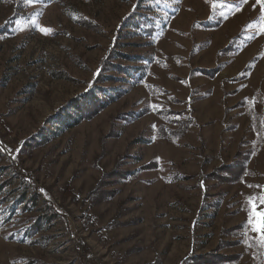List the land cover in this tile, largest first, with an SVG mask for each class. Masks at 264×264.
<instances>
[{
  "label": "rangeland",
  "instance_id": "rangeland-1",
  "mask_svg": "<svg viewBox=\"0 0 264 264\" xmlns=\"http://www.w3.org/2000/svg\"><path fill=\"white\" fill-rule=\"evenodd\" d=\"M262 4L0 0V264H264Z\"/></svg>",
  "mask_w": 264,
  "mask_h": 264
},
{
  "label": "trees",
  "instance_id": "trees-1",
  "mask_svg": "<svg viewBox=\"0 0 264 264\" xmlns=\"http://www.w3.org/2000/svg\"><path fill=\"white\" fill-rule=\"evenodd\" d=\"M147 20L144 18L143 20H140L138 22V28L139 30H148V25L146 24ZM138 74H136L137 77ZM111 96L108 95L106 92H102V94H90L87 96H84L80 98L79 100L74 102V105L72 107L71 112H75L79 115L81 113L84 115L83 117L88 120V118H91L95 114H97L99 111L104 108V106L107 104L108 99H110ZM78 120V119H77ZM187 132V131H186ZM215 264V263H214Z\"/></svg>",
  "mask_w": 264,
  "mask_h": 264
},
{
  "label": "snow or ice",
  "instance_id": "snow-or-ice-1",
  "mask_svg": "<svg viewBox=\"0 0 264 264\" xmlns=\"http://www.w3.org/2000/svg\"><path fill=\"white\" fill-rule=\"evenodd\" d=\"M242 2H244V0H242ZM262 9H264V4H262ZM44 31V34L45 35H49V34H52L51 33V29H47V30H42ZM43 191V190H41ZM251 201H249L250 203ZM253 218H258L256 219V223L254 224V229L256 231H260L261 230V227L264 226L261 224V220L264 219V213H256L254 210L251 212L250 214V217H249V222L251 223Z\"/></svg>",
  "mask_w": 264,
  "mask_h": 264
}]
</instances>
